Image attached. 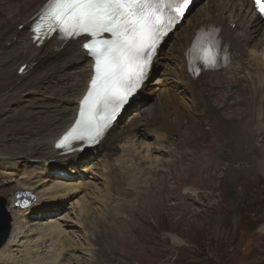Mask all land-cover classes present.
<instances>
[{
    "label": "bare ground",
    "instance_id": "1",
    "mask_svg": "<svg viewBox=\"0 0 264 264\" xmlns=\"http://www.w3.org/2000/svg\"><path fill=\"white\" fill-rule=\"evenodd\" d=\"M50 6V0H0V196L6 194L7 202L1 197L0 201L4 202L12 219V231L7 243L0 248V264H62V261H57L62 253L63 259L67 255L68 264H72L70 258L76 259L81 252L78 241H74L78 245L74 244L68 237L71 229L75 228L74 225L71 227L74 222L81 225L75 229L84 230L85 243L91 246L84 249L88 253L86 256L93 261L95 257L100 260L104 258L107 254L103 247L107 244L105 235L96 223L97 219L94 222L88 218L91 211L86 206L78 208L76 221L72 224L60 218L57 221L56 212H60L65 201L84 187L83 183L80 184L85 172L83 167L97 155L103 156L101 164L106 162L101 166L104 172L102 177L110 186L115 185V161L134 166V171L141 169L154 150L141 155L133 142L147 131L158 143V140L166 143L170 135L162 139L159 133L171 134L183 127L182 130L186 131V137L183 135L180 141L183 150L179 146L173 150V155L178 154L180 160L182 154L187 152L186 155H189L191 150L196 151L199 144L212 148L222 162L228 163L226 167L224 165V175L231 180L241 174L260 173L264 176V159H261L264 158V25L252 15V4L248 0H206L200 8L194 9L196 14L187 19L188 24L184 27L181 25L182 32L179 33L177 28L173 31V42L166 49L165 63L164 49L169 39H165L157 49L150 71L135 93L138 99L133 103L134 111L120 116L113 127L100 137L98 145L73 146L81 150L72 156H61L62 152L68 150H57L56 142L76 118L79 100L92 75L91 62L82 48L83 39L60 40L53 37L40 44L32 39V25L40 13ZM202 29L210 30L215 37L217 69H202L200 75L195 76L189 70L191 66L186 52ZM168 61L173 67L167 71L165 67ZM161 67L164 69L161 78L154 81L156 71ZM18 71L22 73L18 74ZM170 74L173 75L172 79H168ZM39 90L37 102L27 101L21 109L12 95ZM183 91L192 97L193 107L190 109L185 108L184 102L176 101L175 94L181 95ZM146 94L149 100L155 101L153 107H143ZM142 109L146 110L147 118L144 120L138 114ZM126 115L128 121L117 133L115 128ZM155 117L166 119V123H158ZM139 122L145 123L139 125ZM188 125L194 139H189ZM139 133L141 135L137 136ZM246 144L248 148L244 151ZM168 149L170 151L166 153L172 155L170 146ZM157 151L162 152L160 149ZM132 152L137 160L132 158ZM247 152L252 159L249 163ZM237 158H242L248 164L235 165L232 161ZM189 170L184 168V173L187 175ZM17 171L21 173L20 176H17ZM204 171L202 174L207 172ZM146 172L148 177L151 176L150 170H143V175ZM63 173L68 176H62ZM23 176H27L26 179H22ZM67 177L74 181L65 182ZM57 179L61 182H54ZM123 181L121 184L125 187V193L121 194V198L128 195ZM10 182H14L15 186L9 187ZM19 190L35 192L36 200L41 192L44 195L30 206L16 207L15 194ZM38 190L43 191L37 194ZM109 190L111 193L110 188L106 191ZM193 193L188 189L189 195ZM107 194L109 192L104 195ZM105 207L108 209V205ZM16 210L21 213L19 221L12 218ZM115 212L118 210L115 209ZM42 220H46V225L41 224ZM89 220V226L98 224L97 230L89 226L86 229L85 223ZM95 245H98V250L94 254L96 250L92 248ZM42 248L45 251L38 253ZM17 249H20L21 261L13 256ZM77 250L80 252L75 253ZM84 262L88 263L87 260Z\"/></svg>",
    "mask_w": 264,
    "mask_h": 264
},
{
    "label": "rangeland",
    "instance_id": "2",
    "mask_svg": "<svg viewBox=\"0 0 264 264\" xmlns=\"http://www.w3.org/2000/svg\"><path fill=\"white\" fill-rule=\"evenodd\" d=\"M10 1L15 2L18 0ZM205 2L206 0H201L199 4H196L183 22V27L188 24L187 19L190 20L191 16L196 14L197 7L200 8L201 4ZM182 28L180 26L177 29L180 30L179 33L182 32ZM258 38L260 37L258 36ZM172 42L173 38L170 37L167 47L164 49V63L168 53L166 49L169 48ZM256 56L258 55L256 54ZM263 57L262 60H264ZM169 67H173V65L168 61L165 67L167 71ZM21 69L23 71V67ZM163 70L162 67L157 69V76L154 81L161 78ZM22 71H18V74H21ZM172 77V74L168 75V79H172ZM12 95L21 109L27 101L37 102L40 90L38 92L13 93ZM148 95L144 108L155 105V101L153 99L149 100ZM175 95L176 101L184 102L185 108L190 109L193 107L192 97L186 91L181 92V95ZM143 109L138 114L144 120L147 117L146 110ZM132 111L134 110H128L126 113H132ZM127 118H129L128 115L116 126L115 131L117 133L125 126L124 123L128 121ZM155 120L158 123H166V119L161 117H155ZM144 123L139 122V125ZM182 129L183 127L180 131L163 135L157 131L162 139L170 135L167 137L166 143L163 140H158V143L148 131L145 135L137 134V136H141L133 143L134 146L136 144L140 154L144 155V153H149L151 150H154V152H150L151 156L147 162L140 163V165L143 164L142 171L141 169H139L140 171H134V166L124 162L120 164L115 161L113 168V174L116 173L114 186H110L108 181H105L102 177L104 172H102L101 166L106 163L101 164L103 162L102 154L97 155L83 167L85 172L80 184L83 183L84 187L80 188L74 197L65 201L64 205L61 206V211L56 212V216H58V219L67 220L72 224L78 215V208L86 206L87 210L91 211L88 218L94 222L98 221L96 223L103 230L107 243L103 247L107 250V254L101 259L102 261L97 257L94 258V261L88 258L86 256L88 254L86 253L87 250L84 249H89L91 246L85 243L84 230L75 229L81 225L74 222L71 227L75 226V228L71 229L72 231L68 237L71 238L74 244L79 243L77 245L81 252L78 250L75 252H80L76 255V259L73 260L74 257L70 258L72 264L79 262L80 264H264V176L260 173L241 174L238 178L231 180L224 175L228 163L222 162V158L214 153L212 148L208 149L206 146L199 144L196 145L197 150H191L189 155H186L187 152L184 151L186 154H182L180 160L178 154L173 155V150L176 146L183 150L180 141H182L183 135L186 137V131ZM187 131L189 139H194V133L191 132L189 125ZM190 142L197 143L192 140ZM168 146L171 148L172 155L166 153V151H170ZM247 148L246 144L244 151ZM158 149L162 152L159 153ZM183 155L187 157H183ZM246 155L248 157V152ZM132 158L134 160L138 159L133 155V152ZM107 160H109V157ZM251 160L248 157L247 162L249 163ZM181 162L183 163L181 164ZM247 162L242 161V158L232 161L235 165L248 164ZM95 164L99 166H95ZM183 167L186 170L190 169L187 175L184 173ZM146 169L150 170L151 176L148 177L147 172L143 175V170L147 171ZM203 170L207 172L202 174ZM17 172V176H20L21 173ZM65 174V176H68L67 173ZM25 177L27 176H23L22 179H26ZM71 180L74 181L73 178L67 177L64 181ZM83 180L85 181L83 182ZM122 181L128 189V195H124L126 199L123 196L124 201L121 198V194L125 193V187L121 184ZM54 182L61 181L57 179ZM14 186V182L9 183V187ZM130 186L131 188H129ZM107 188L111 189V193L110 190L106 191ZM188 189L194 191L192 196L188 194ZM29 191L19 190L18 192L27 194ZM41 191L43 190H38L37 194ZM107 192L109 194L104 195ZM30 194L31 196L36 195L32 191H30ZM2 195L0 197L7 202L6 194ZM43 195L44 193L41 192L37 200L35 199L36 202L43 198ZM105 205H108V209ZM113 209H117L118 212L114 213ZM12 216L13 220L19 221L18 217H21V213L16 210L15 213H12ZM60 219L57 221H60ZM11 221L10 218L9 235L12 231ZM41 222V224L46 225V220ZM47 222L52 223L54 221ZM90 223V220L85 223L86 229ZM96 223L89 227L96 229L98 227ZM28 240H31V238ZM74 241L78 242L75 243ZM46 245L48 246V244ZM92 249L96 250L94 251L95 254L98 245H95ZM19 251L20 249H17L13 252L16 260L20 257ZM41 251L44 252L45 250L42 248L38 253ZM55 256L57 255H53V257ZM77 258L80 261L76 263ZM89 259L92 261H89ZM85 260L88 263L84 262ZM57 261L68 264L67 255L64 259L60 255Z\"/></svg>",
    "mask_w": 264,
    "mask_h": 264
},
{
    "label": "snow or ice",
    "instance_id": "3",
    "mask_svg": "<svg viewBox=\"0 0 264 264\" xmlns=\"http://www.w3.org/2000/svg\"><path fill=\"white\" fill-rule=\"evenodd\" d=\"M50 3L52 7L46 14L40 13L32 25L35 40L39 41L45 21L49 28L59 29L68 38L82 33L87 34L89 41L100 33L112 36L110 40L84 44L87 55L93 59L92 75L80 101L77 128L73 135L64 137L68 141L87 136L92 142L105 134L117 110L129 102L146 79L148 65L167 34L165 15L174 11L183 18L191 0H50ZM254 3L264 16V0ZM167 18L170 22L176 19L170 14ZM186 56L200 60L205 68L216 65L212 47L196 52L195 41Z\"/></svg>",
    "mask_w": 264,
    "mask_h": 264
},
{
    "label": "water",
    "instance_id": "4",
    "mask_svg": "<svg viewBox=\"0 0 264 264\" xmlns=\"http://www.w3.org/2000/svg\"><path fill=\"white\" fill-rule=\"evenodd\" d=\"M10 217L5 211L4 202L0 201V247L4 245L9 236Z\"/></svg>",
    "mask_w": 264,
    "mask_h": 264
}]
</instances>
